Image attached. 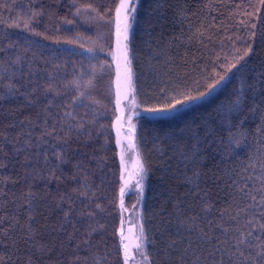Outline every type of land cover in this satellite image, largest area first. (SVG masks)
<instances>
[{"label":"trees","instance_id":"trees-1","mask_svg":"<svg viewBox=\"0 0 264 264\" xmlns=\"http://www.w3.org/2000/svg\"><path fill=\"white\" fill-rule=\"evenodd\" d=\"M120 2L0 0V135L9 141L19 136L22 147L29 131L34 136L40 133L36 127L40 108L29 103L30 72L32 81L38 80L41 86L50 82L59 91L60 95L48 94L53 111L67 105L85 124L79 139L73 133L70 141L71 162L57 170L58 176L63 174L62 183L51 178L33 182L31 177L25 179V171H31L36 162V148L46 149L51 163L59 164L52 152L63 144L47 138L46 145L28 150L31 164L25 162V152L16 154L11 143L4 144L9 155L7 166L0 168V232L11 229L0 235V257L5 264H28L29 257L32 264H95L97 260L125 264L119 230L121 175L113 129L117 110L112 52ZM41 9L43 15H37ZM131 9L128 53L134 108L139 114L134 118L133 141L137 160L146 171L142 190L131 192L124 205L144 230L140 250L147 259L141 256L142 262L212 264L219 261L220 253L210 257L213 245L204 243L198 231L188 232L191 217L198 216V227L214 238L225 239L217 225L229 229L221 248H229L239 232L249 228L257 229L249 238L253 244L261 241L259 224L264 216L251 208L247 214L241 211L252 202L238 189L247 184L259 197L257 189L264 178V4L261 0H134ZM236 61L228 80L206 99L162 115L146 111L166 105L178 94L204 90L210 79ZM237 95L243 101L240 110L224 119L228 112L224 105ZM189 127L201 137L209 133V143L200 146L196 169L191 164L186 167L182 156L192 144ZM77 161L89 173L87 197L73 191L83 179L73 178ZM194 170L200 173L199 195L186 181V174ZM43 171L47 176V169ZM30 182L38 198L32 209L35 218L29 222L21 196ZM66 193L74 201L71 223L64 221L68 204L59 203ZM208 205L210 212L204 211ZM221 212H225L223 217ZM237 212L238 218L232 219ZM246 219L254 222L248 225ZM29 223L35 236L26 243ZM89 225L99 230L87 237ZM86 238L90 243H83ZM191 241L196 243L188 248ZM32 243L36 248L47 246V253L40 254ZM242 250L257 260L256 253L261 251L244 246ZM224 259L225 264H232L228 255Z\"/></svg>","mask_w":264,"mask_h":264},{"label":"snow or ice","instance_id":"snow-or-ice-1","mask_svg":"<svg viewBox=\"0 0 264 264\" xmlns=\"http://www.w3.org/2000/svg\"><path fill=\"white\" fill-rule=\"evenodd\" d=\"M261 3L264 4V0H261ZM124 10L125 12H128L129 10L134 11V9L129 8L128 0H121L120 7L117 8V15L119 16L121 10ZM37 15H43V11L37 13ZM125 21H127V16H125ZM25 27H28V24H25ZM127 23H125L124 26V39H127ZM39 34V33H37ZM125 63H127V53L124 51L123 53ZM247 55V52L245 53ZM239 59H243V56L239 57ZM19 62L18 60L16 61ZM237 63L233 62L229 66H227L224 70L223 74L217 73L214 79H210L207 87L204 90H200L199 88L196 90L195 94L184 92L182 94H178L176 96H173L166 105L162 107H153L146 109L147 112L151 114H165L169 112H173L177 110V107H183L187 104L195 103L196 101L204 100L206 99L213 91H215L218 87H221L229 78V74L232 72L233 69L237 67ZM31 72L29 73V79L28 83L33 84V87L28 92V95L32 97V99L29 101L30 104L36 105L38 108H40L37 116V123L36 127L40 128V133L38 136H34L32 131H29L28 139L24 141L23 146L21 147V139L19 136H17L14 140L9 141L6 136L0 135V168H4L7 166L5 163V157H7L9 154L5 152L4 150V144L5 143H11L12 148L14 149V152L16 154H19L20 152H25L24 160L25 162L31 164L32 160L30 155L27 154L28 150H31L33 148H36V145L44 146L48 143L47 138H51L52 140H56L58 144H63L64 147L60 148L59 151H53L52 156L55 158V160L59 161V164H52L49 160V153L45 149L43 152L40 151L39 148H36L35 155L37 157L35 164L32 166L31 171H25V179L28 177H31V180L34 182L37 178L39 179H49L55 180L57 183L63 182V174L61 173L59 176L57 175V170L60 168V165L65 163L71 162V156L69 155V152L71 151V144L70 141L73 137V133L76 134V138L79 139L81 130L85 128V124L83 122V119H77V116L74 115L73 111L67 110V105H64L60 108V110L53 111L54 104L52 101L48 100V94L49 93H55L56 95H60L59 91L57 89H54L51 86V83L49 82L47 86H41L37 81L31 80ZM125 79L130 82V74L125 69ZM76 87L79 90L80 85L79 82H75ZM89 84H91V81H89ZM11 89V86H9ZM248 87H253L252 85H248ZM17 91L19 89H16ZM243 91V89H241ZM41 92H43L44 97V105L43 107H40V99H41ZM83 92H80V95L83 96ZM242 98L240 95H237L235 100H230L224 107L228 109V112L224 114V119H228L229 113H235L240 110L242 105ZM31 123V121L29 122ZM230 123V120H229ZM188 133L190 134L192 138V144L190 148H188L187 151L182 152V156L185 162V166L187 167L188 164H191L193 169H196L197 165L199 164L201 160V145L205 143H209L208 141V135L209 133L206 131L204 136L201 137L194 128L189 127L187 129ZM231 135V132H230ZM119 143V142H118ZM239 146V145H238ZM246 147V146H245ZM234 151V150H233ZM43 157V168L40 167L41 165V159L40 157ZM124 163V157L121 155V164L123 166ZM74 168L76 171L73 173V178L77 177H83L81 182L79 183L78 187L73 189V191L77 194V196H89L90 190L88 189V175L84 163L82 161H77L74 165ZM43 169H47V176H45V173ZM137 175L140 176V179L137 181V188L142 190V183L141 181L144 179V173L146 171L145 166L143 163H140L137 161ZM247 171V169H245ZM262 171H264V168H262ZM123 178V177H122ZM251 178V177H249ZM262 179V183L259 189L261 195L257 197L252 190L250 189V186L245 184L243 187L239 188L238 191L242 193V195L247 196L249 200L252 202L251 204L247 205L245 208L241 209V211H244L246 214L249 210V208L252 209L254 214H260L264 216V178ZM11 181V178H9ZM199 180H200V173L197 170H194L190 176L186 174V181L193 185V191L196 192L197 195H199ZM235 184V181H233ZM121 192L123 193V189H121ZM0 195H3V192L0 191ZM91 195H95V193H91ZM206 195V194H205ZM38 196L37 193L32 190V183L30 182L28 185L27 191L22 193L21 200L23 203L21 204V207L24 206V204H27L28 207V221L30 222L33 220L34 213L32 211L34 202L37 200ZM201 200L204 202V204H207V201L205 200L204 196L200 197ZM59 203H67L68 204V210L64 212V221L65 223H71V220L69 219L70 214L73 212L72 204L74 203L72 196L69 194H64L59 197ZM257 205H259V208H257ZM97 207L99 208L100 205L97 204ZM211 206L208 205L204 208V211L210 212ZM87 215L91 216L92 213H87ZM221 217L225 215V212L220 213ZM239 216V212L235 214V216L232 217V219H236ZM15 219V218H14ZM199 217H191L189 218V222L187 223L186 227L189 233L198 231L200 235V239L206 243V244H212L213 248H211L208 252V255L210 257H215L217 253H220V259L219 261L213 260L212 264H225V255H228V260L232 262V264H248L249 259L252 260V264H264V221H261L259 224V231L261 232V241L253 244L252 239H249L253 236V232L257 231V229L249 228L246 232L241 230L236 237V242L231 244L229 248H221L220 245L222 243L226 244L228 239V231L229 229L223 227L222 225H217V227H220L221 233L224 235L225 239L221 240L219 237H212L209 236L207 232H205L202 228H199L196 224V220H198ZM254 221L252 219H246V224L251 225ZM3 223V219L0 218V224ZM17 223H19L17 221ZM184 221H181V224H184ZM209 226H211V222H209ZM14 227V226H13ZM74 227V225H73ZM103 226L101 225L100 228ZM61 228H63V224L61 225ZM99 229L96 227H92L89 225L88 233L86 234L87 237L91 236L92 232L98 231ZM7 231H11V229H8ZM7 231L0 232V235H6ZM34 230L32 229L31 223L28 224V235L25 237V242L33 241L34 240ZM140 236L141 241L143 242V236H144V230L141 226L140 229ZM71 238V236H70ZM83 243L88 244L90 243V239L86 238ZM196 241H191L188 248H191L193 244H195ZM242 246L244 247H258L261 249V251H258L256 253V258H252L250 254L248 256L245 255L244 251L242 250ZM31 247L36 248V244L32 243ZM77 248L80 247L79 244L76 245ZM138 247H142V243L138 245ZM188 248H185L184 251L187 252ZM36 251L40 254H46L48 249L47 246H41L39 248H36ZM238 254V261L236 258V255ZM142 257L144 259H147V256L144 253H141ZM200 256H197V260H200ZM76 259H79L77 257ZM104 259H107V256L104 257ZM0 264H5L4 258L0 257ZM28 264H32V259L29 257ZM95 264H100V261L97 260Z\"/></svg>","mask_w":264,"mask_h":264},{"label":"rangeland","instance_id":"rangeland-1","mask_svg":"<svg viewBox=\"0 0 264 264\" xmlns=\"http://www.w3.org/2000/svg\"><path fill=\"white\" fill-rule=\"evenodd\" d=\"M134 0H128L129 8L131 9ZM121 4V2H120ZM120 7V5H119ZM118 7V8H119ZM127 16V21H125ZM131 10L125 12L121 10L119 16L116 14L114 21V50L112 52V62L115 66V98L117 115L115 117L114 131L117 142V153L120 164L121 175V189L123 193H119L120 205L119 208L122 213V222L120 225V236L122 241V252L125 264H145L142 262L140 240V229L138 228V220L135 217L128 215V209L124 205V199L137 188V155L135 152V141H133L135 134L134 118L139 114L134 108V86L132 75H130V82L125 79V69L127 68L130 74V59L128 53V40L131 34L133 22L131 20ZM127 23V39H124V26ZM124 51L127 53V63L124 59ZM135 94V92H134ZM119 142V143H118ZM121 155L124 157L123 166L121 164ZM123 177V178H122Z\"/></svg>","mask_w":264,"mask_h":264}]
</instances>
